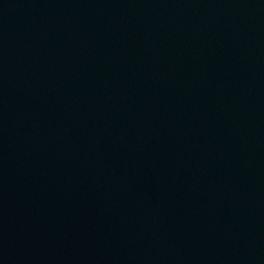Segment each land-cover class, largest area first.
I'll use <instances>...</instances> for the list:
<instances>
[{
	"label": "water",
	"instance_id": "95a60500",
	"mask_svg": "<svg viewBox=\"0 0 264 264\" xmlns=\"http://www.w3.org/2000/svg\"><path fill=\"white\" fill-rule=\"evenodd\" d=\"M0 264H264V0H0Z\"/></svg>",
	"mask_w": 264,
	"mask_h": 264
}]
</instances>
